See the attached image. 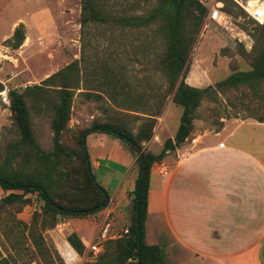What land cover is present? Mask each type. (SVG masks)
I'll list each match as a JSON object with an SVG mask.
<instances>
[{
  "label": "rangeland",
  "instance_id": "374dc122",
  "mask_svg": "<svg viewBox=\"0 0 264 264\" xmlns=\"http://www.w3.org/2000/svg\"><path fill=\"white\" fill-rule=\"evenodd\" d=\"M197 1L206 12L188 52L184 82L198 88L212 87L234 71L250 69L251 35L258 29L249 22L253 20L249 13L264 4V0H231L243 13L237 15L232 7H226V12L223 0ZM213 5L221 6L225 16L221 23L205 20L208 9ZM79 10L80 0H0V167L11 169L20 165L19 159L10 156V147L17 140V135L8 110L7 90L21 92L24 87L38 85L76 60L77 84L72 88L67 131L61 136L64 145L72 146L76 132L89 128L92 123L112 122L135 135L141 124V118L136 116L142 117L138 111L154 112L152 107L159 102L157 96L167 89V82L154 71L155 57L162 49L158 37L145 41L144 35L136 31L110 34L103 26L81 28ZM253 21L258 26L264 22ZM18 24L23 27V41L16 49H10L3 42ZM105 78L109 81L106 82ZM124 93L131 96L127 101H123ZM51 97L48 93L45 99ZM170 98L171 94L164 99V104ZM114 103L129 105L137 112L116 108ZM27 104L32 137L41 150L50 151L51 112L42 104L36 110ZM172 107L166 114V122L171 130H176L178 120L173 115H180L181 108ZM162 109L155 122L159 121ZM250 115L264 116V82L259 85L257 94L247 87H239L237 90H225L212 100H201L194 112L196 126L193 130H215L220 126V119L242 120ZM101 134L103 139L110 141L113 138ZM93 139L92 136L84 139L87 147ZM92 174L98 177V173ZM4 195L0 190V201ZM34 203L20 207L0 202V258L17 264L28 260L35 264L38 261L28 241H24L20 234L24 233L23 225L31 222L36 207ZM45 243L53 247L49 242ZM25 249L28 252L23 254ZM18 252L22 255H16ZM98 255L87 253L82 264H94ZM260 255L263 258L264 245ZM58 258L52 255V264H60Z\"/></svg>",
  "mask_w": 264,
  "mask_h": 264
},
{
  "label": "trees",
  "instance_id": "16d2710c",
  "mask_svg": "<svg viewBox=\"0 0 264 264\" xmlns=\"http://www.w3.org/2000/svg\"><path fill=\"white\" fill-rule=\"evenodd\" d=\"M223 1L224 9L232 7L236 9L235 15L243 14L231 0ZM205 12V7L197 0H80L78 22L81 28L89 25L103 26L110 34L136 31L144 35L145 41L158 37L162 42V49L155 57L154 71L164 78L168 87L157 96L159 102L152 107L154 112L138 111L142 117L134 115L141 118L135 135L115 123L99 122L76 132L72 146L61 142L62 134L67 131L72 88L77 84L76 60L49 75L38 85L24 87L21 92L7 90L8 110L17 135V140L10 147V156L19 159L20 165L11 169L0 167V190L5 193L0 202L3 205L18 204L20 207L36 203L31 222L23 225L24 233H20L38 259L35 264H52V255L58 258L55 249L45 243L42 237L44 230L53 228L61 219L91 215L107 204V196L94 180L85 150L84 139L90 132L108 134L128 147L136 156L134 163L137 169L130 192L131 213L127 233L119 239L103 241L102 251L94 264H168L164 262L159 246L145 245L143 241L151 166L188 136L192 130L194 112L201 100H212L225 90H237L239 87H247L257 94L259 85L264 82V22L258 26L251 19L249 22L258 30L251 35L253 46L249 70L234 71L212 87L195 88L184 82L188 52ZM22 41L23 27L18 24L3 43L10 49H16ZM107 70L112 72L110 68ZM105 80L107 82L109 78ZM48 93L52 97L46 100ZM169 94L171 102L181 108L176 131L172 139L163 141L157 154L142 150L140 142L150 139L155 117L160 115L164 99ZM122 96L123 101L131 97L125 93ZM27 102L34 110L42 104L51 112L50 151L41 150L32 137ZM114 107L137 112L123 103H114ZM246 118L264 122V116L250 115L243 119ZM71 236L66 241L80 255L82 250L71 240ZM27 252L28 249L23 250V254ZM58 261L63 264L59 258ZM32 262L28 260L22 264ZM0 264L17 263L0 258Z\"/></svg>",
  "mask_w": 264,
  "mask_h": 264
},
{
  "label": "crops",
  "instance_id": "0c3cea01",
  "mask_svg": "<svg viewBox=\"0 0 264 264\" xmlns=\"http://www.w3.org/2000/svg\"><path fill=\"white\" fill-rule=\"evenodd\" d=\"M172 106L171 100L164 104L150 139L140 142L142 150L157 154L163 141L172 139L176 130L166 122ZM173 116L178 120L177 113ZM220 122L218 129L195 132L192 120L183 142L150 168L143 241L159 246L168 264H264V122ZM90 136L94 139L88 147L84 141L85 150L107 204L82 218L61 219L42 232L64 264H82L90 243H98L101 252L103 241L121 234L130 220L136 156L115 138L90 132L85 139ZM159 164L167 168L166 175L156 173ZM70 235L80 255L67 243Z\"/></svg>",
  "mask_w": 264,
  "mask_h": 264
},
{
  "label": "built area",
  "instance_id": "2783aa9c",
  "mask_svg": "<svg viewBox=\"0 0 264 264\" xmlns=\"http://www.w3.org/2000/svg\"><path fill=\"white\" fill-rule=\"evenodd\" d=\"M220 8L221 6L218 7L215 5L211 6L206 13L205 20L215 23H221V21H223L224 15ZM249 16L253 20L262 23L264 21V4L258 5L255 8H253L252 11L249 13ZM156 173L160 176H164L167 173V168L164 165L159 164L156 167ZM126 233L127 231L123 230L121 234L111 235V239H119L122 236H124ZM99 238L100 239L105 238L104 231L99 235ZM87 249L88 252L91 253L92 255H96L100 252V247L98 243L88 244Z\"/></svg>",
  "mask_w": 264,
  "mask_h": 264
},
{
  "label": "bare ground",
  "instance_id": "6f19581e",
  "mask_svg": "<svg viewBox=\"0 0 264 264\" xmlns=\"http://www.w3.org/2000/svg\"><path fill=\"white\" fill-rule=\"evenodd\" d=\"M225 17V16H224ZM225 23V22H224Z\"/></svg>",
  "mask_w": 264,
  "mask_h": 264
}]
</instances>
